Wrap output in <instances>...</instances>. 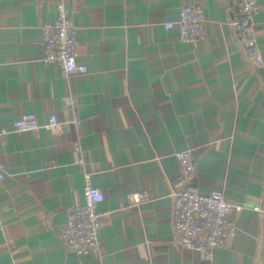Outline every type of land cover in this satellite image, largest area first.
Returning a JSON list of instances; mask_svg holds the SVG:
<instances>
[{"label":"crops","instance_id":"obj_1","mask_svg":"<svg viewBox=\"0 0 264 264\" xmlns=\"http://www.w3.org/2000/svg\"><path fill=\"white\" fill-rule=\"evenodd\" d=\"M60 2L85 73L43 61L41 25ZM187 4L204 9L198 47L166 26ZM237 8L238 0H0V124L25 112L60 120L0 137V264H264V63L242 51ZM182 149L193 153L200 191L221 189L234 205L236 236L211 258L174 232ZM86 171L104 192L105 214L101 248L78 254L61 230L83 201ZM141 190L148 198L132 201Z\"/></svg>","mask_w":264,"mask_h":264},{"label":"built area","instance_id":"obj_2","mask_svg":"<svg viewBox=\"0 0 264 264\" xmlns=\"http://www.w3.org/2000/svg\"><path fill=\"white\" fill-rule=\"evenodd\" d=\"M260 0H238V16L231 22L236 38L244 55L252 65H262L264 57L258 44L255 29V16ZM175 24L179 28V38L198 47L205 37V15L200 4H187L180 8L177 22H167V27ZM43 61L59 62L65 74L85 73L87 65L78 59L79 40L77 28L68 16L63 2L58 4L57 15L41 25ZM66 106H72L70 95L63 96ZM77 124L80 122L77 120ZM60 124L58 115L53 112L46 122L41 123L35 112H25L11 120L8 125L0 124V137L14 131H36L41 128L55 129ZM176 159L180 165L181 187L172 193L173 228L177 241L185 248L197 250L206 257L213 256L214 249L229 246L237 233L231 219L234 205L223 191L213 188L202 193L195 183L196 164L190 149L177 150ZM82 163V161H81ZM6 177L0 162V185ZM105 195L96 186L89 171L84 173L83 201L68 210L61 237L68 250L83 254L101 248L100 231L105 211L99 209V202ZM138 203L148 198L141 190L130 195ZM257 208V207H256Z\"/></svg>","mask_w":264,"mask_h":264}]
</instances>
